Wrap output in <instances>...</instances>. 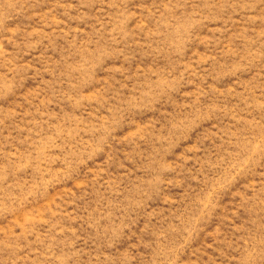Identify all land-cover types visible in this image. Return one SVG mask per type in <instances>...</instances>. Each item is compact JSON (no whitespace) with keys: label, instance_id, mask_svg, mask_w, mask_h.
<instances>
[{"label":"rangeland","instance_id":"obj_1","mask_svg":"<svg viewBox=\"0 0 264 264\" xmlns=\"http://www.w3.org/2000/svg\"><path fill=\"white\" fill-rule=\"evenodd\" d=\"M0 264H264V0H0Z\"/></svg>","mask_w":264,"mask_h":264}]
</instances>
